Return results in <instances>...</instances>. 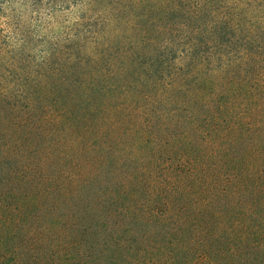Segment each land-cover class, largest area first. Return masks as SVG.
Here are the masks:
<instances>
[{"label": "trees", "instance_id": "1", "mask_svg": "<svg viewBox=\"0 0 264 264\" xmlns=\"http://www.w3.org/2000/svg\"><path fill=\"white\" fill-rule=\"evenodd\" d=\"M232 27L246 57L170 22L157 57L0 80V264H264V32Z\"/></svg>", "mask_w": 264, "mask_h": 264}, {"label": "rangeland", "instance_id": "2", "mask_svg": "<svg viewBox=\"0 0 264 264\" xmlns=\"http://www.w3.org/2000/svg\"><path fill=\"white\" fill-rule=\"evenodd\" d=\"M83 1L0 0V80L34 76L37 71L22 64L45 60L52 66L43 74L58 75L66 57H157L153 48L162 40L161 27L170 22L183 29L213 27L210 36L216 40L204 57H246L241 31L215 37V28L246 26L264 32V0H101L89 13L100 11L103 18L96 17L86 34L87 25L80 24ZM246 53L264 57L256 44Z\"/></svg>", "mask_w": 264, "mask_h": 264}]
</instances>
